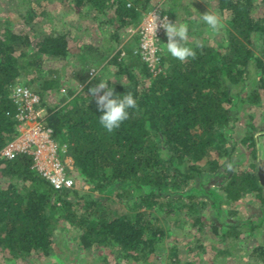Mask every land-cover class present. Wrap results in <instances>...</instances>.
I'll use <instances>...</instances> for the list:
<instances>
[{
    "label": "trees",
    "instance_id": "obj_1",
    "mask_svg": "<svg viewBox=\"0 0 264 264\" xmlns=\"http://www.w3.org/2000/svg\"><path fill=\"white\" fill-rule=\"evenodd\" d=\"M152 1L71 0V3L79 15L92 10L100 16L110 12L117 17L119 27H124L137 26L144 13L152 9ZM216 2L228 18L224 51L204 42L203 49H197L195 42H187L197 55L184 62L160 52L162 71L147 84L145 79L151 74L138 54L129 53L131 63L127 64L124 58H118V53L109 57V52L101 51L93 57L84 51L81 55L84 67H97L106 59L116 67L109 87L117 95L131 92L138 109H129L130 118L108 133L99 124L102 113L89 93L95 84L89 82L64 105L45 108L44 123L59 144H68L74 176L98 192L122 199L127 211L109 218L96 217L100 196L79 195L74 187L56 190L31 167L29 155L16 153L10 158L0 155V181L5 183L0 185L3 257L50 255L56 225L58 221H67L78 233L83 250L113 246L112 250L122 254V259L144 263L155 255L164 235L153 214L155 210L173 213V204L181 200L182 208L196 210L192 201L200 199V192L209 194L217 207L220 197L237 200L247 191L264 209V186L259 182V174L255 170H242L239 167L242 162L230 160L234 146H228L230 139L232 144L235 142L232 128L238 118V104L261 105L256 89L241 96L242 90L238 88L244 86L250 73L248 87L258 84L264 88V55L256 53L258 42L254 35L264 34V17L255 16L256 0ZM18 7L20 16H26L23 30L13 31L2 25L0 18V151L17 134V109L10 97L11 90L23 83L40 96L41 102L47 91L59 86L55 71L44 76L38 73L42 57L61 60L68 53L67 28H41L43 19L36 20L39 18L32 9L21 11ZM166 11L171 22L174 10ZM4 21L10 24L8 19ZM32 44L35 49L30 55ZM122 75L126 82H117ZM42 103L43 100L41 106ZM248 140L250 153L255 157L251 135L241 141ZM218 152L228 160L221 163L212 156ZM251 167L254 168L253 163ZM215 175L226 179L220 186L221 194L207 187L206 179ZM200 201L205 206L206 200ZM200 215L201 212L195 224L201 222ZM174 249L171 248V254L176 256ZM251 255L264 263V246L254 247Z\"/></svg>",
    "mask_w": 264,
    "mask_h": 264
},
{
    "label": "rangeland",
    "instance_id": "obj_2",
    "mask_svg": "<svg viewBox=\"0 0 264 264\" xmlns=\"http://www.w3.org/2000/svg\"><path fill=\"white\" fill-rule=\"evenodd\" d=\"M255 3L257 5L255 16L264 17V0H256ZM18 6L21 11L32 9L34 16L39 18L36 20L43 19L45 22L41 28L52 30L55 26L59 30L67 28L69 32L68 53L64 59L42 57V66L38 73L44 76L55 71L59 78V86L43 95L41 102L43 100L44 108L64 105L86 83L97 85L102 78L107 82L110 80V70H106L104 75L97 76V73L101 72L100 64L97 67L93 65L96 75L90 77L89 68L84 67L83 57L81 58L84 51L93 57H97L101 51L109 52V57L118 53V58H124L127 64L131 63L128 58L129 53L137 54L136 34L139 24L119 27L117 17L110 12L100 16L92 10L79 15L71 0H0V18L3 20L1 24L8 25L13 31H21L26 27V16H20ZM151 6L152 9L156 8L167 14L166 10L173 8L171 22L189 25L188 42L200 40L218 51H224L227 45L228 18L227 13L217 8L216 0H153ZM205 12L216 13L220 17L223 28L218 33H213L201 21L200 17ZM4 19H8L10 24ZM254 35L258 42L255 51L259 55H264V34ZM166 43L167 36L164 32L160 39L161 53L164 51L163 44ZM34 49L35 46L32 44L29 48L30 55L34 53ZM79 53L80 55L76 56ZM112 69L113 72L117 70L116 67ZM157 69L153 73L150 72L151 77L145 79L146 84L155 74L162 71L161 65ZM251 77L250 73L249 79H246L244 86L238 90H242L240 95L245 96L249 89H256L260 94L261 105L238 104V118L232 128V138L235 142L232 144V139L228 142V146H234L232 157L229 159L242 162L239 166L242 170H255L264 177V88L258 84L248 87ZM21 80L24 81L22 78ZM116 81L125 83L126 77L122 75ZM250 135L255 141V157L250 153L251 141L245 143L241 141ZM66 146L69 152L68 144ZM212 156L221 163L228 160L222 152L214 153ZM250 163L254 164L253 169L250 168ZM206 181L208 188L216 193H223L220 186L225 184L226 179L215 175ZM74 183L79 195L89 193L97 198L100 196L97 199L96 217L99 215L114 217L127 211L123 200L114 197V194L98 192L88 182L80 179ZM0 185L5 183L0 181ZM199 196L200 199L192 201L196 210L182 208L180 204L184 201L181 200L173 204V213L164 214L163 210L153 211L163 228L164 235L162 244L158 245L157 252L148 262L126 261L122 259V254L117 255L112 250L113 246L85 251L80 247L78 233L74 227L67 221H58L50 255L37 253L22 259H6L0 253V264H264L258 257L251 255L254 247L264 246V209L259 206V202L252 194L247 191L237 200L220 197L216 201L217 207L213 206L209 194L200 192ZM202 198L206 200L205 206L201 204ZM199 212H201V222L195 224ZM172 247L175 248L176 256L171 254Z\"/></svg>",
    "mask_w": 264,
    "mask_h": 264
},
{
    "label": "built area",
    "instance_id": "obj_3",
    "mask_svg": "<svg viewBox=\"0 0 264 264\" xmlns=\"http://www.w3.org/2000/svg\"><path fill=\"white\" fill-rule=\"evenodd\" d=\"M154 15L161 20L167 17L170 21L166 13L156 8L145 12L137 27L136 50L152 73L160 67V39L165 32L162 27L157 28L154 44V38L149 30ZM88 73L92 77L96 69L90 67ZM10 97L17 109L15 114L17 134L2 148L0 155L7 158L16 153L29 155L31 167L54 189L73 188L75 182L73 159L67 152L66 144H59L52 136V132H49L50 128L44 123L46 110L41 106L40 96L28 85L20 83L11 90Z\"/></svg>",
    "mask_w": 264,
    "mask_h": 264
},
{
    "label": "clouds",
    "instance_id": "obj_4",
    "mask_svg": "<svg viewBox=\"0 0 264 264\" xmlns=\"http://www.w3.org/2000/svg\"><path fill=\"white\" fill-rule=\"evenodd\" d=\"M200 19L213 33H218L223 28V23L216 13L205 12ZM158 27H162L166 33L167 43L163 44V50L168 55L180 62L189 58H196V51L187 46L189 39V25L187 23H172L167 17L161 20L157 15H154L149 29L154 38V44ZM195 47L203 49L204 44L202 41L196 40ZM94 75L96 74L94 73ZM89 93L95 97L97 107L102 113L99 116V124L108 133L120 128L121 124L130 118L129 109H138L137 100L131 92L123 95L114 94V90L109 87V83L104 78L97 85L89 88Z\"/></svg>",
    "mask_w": 264,
    "mask_h": 264
},
{
    "label": "crops",
    "instance_id": "obj_5",
    "mask_svg": "<svg viewBox=\"0 0 264 264\" xmlns=\"http://www.w3.org/2000/svg\"><path fill=\"white\" fill-rule=\"evenodd\" d=\"M110 45H111V43H110ZM81 53H82V51H81ZM79 55H80V53L77 54L76 56H79ZM100 66H102V67H100V71L103 72V73L102 74H101V72L100 73H97V76L104 75V73L106 72V70H110L109 71V77H110V80L112 81L114 79V76H115L114 75V72H113V69H112V67H114V66L112 64H110L107 61V59H106V61H104V63L100 64ZM90 67H92V66H89L88 68H90ZM110 73H112V74H110ZM248 199H250V198H248Z\"/></svg>",
    "mask_w": 264,
    "mask_h": 264
},
{
    "label": "water",
    "instance_id": "obj_6",
    "mask_svg": "<svg viewBox=\"0 0 264 264\" xmlns=\"http://www.w3.org/2000/svg\"><path fill=\"white\" fill-rule=\"evenodd\" d=\"M264 177H262L261 175H258V179H259V182L262 186H264Z\"/></svg>",
    "mask_w": 264,
    "mask_h": 264
}]
</instances>
